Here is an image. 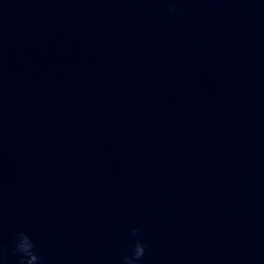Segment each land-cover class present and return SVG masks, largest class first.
Segmentation results:
<instances>
[{
  "label": "clouds",
  "instance_id": "1",
  "mask_svg": "<svg viewBox=\"0 0 264 264\" xmlns=\"http://www.w3.org/2000/svg\"><path fill=\"white\" fill-rule=\"evenodd\" d=\"M172 11H176V9L173 7ZM139 233L138 228L130 230V235L133 237H137ZM13 243L14 253H18L20 256L19 264H39L40 256L36 252V244L28 233L24 231L17 232L13 238ZM146 247V244L140 238L132 241L129 245L130 254L122 258V264H140L146 254ZM2 255V250H0V256Z\"/></svg>",
  "mask_w": 264,
  "mask_h": 264
}]
</instances>
